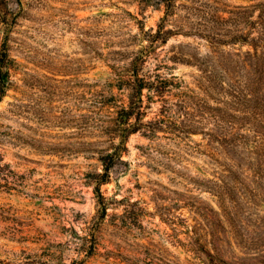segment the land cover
Here are the masks:
<instances>
[{
    "label": "rangeland",
    "instance_id": "1",
    "mask_svg": "<svg viewBox=\"0 0 264 264\" xmlns=\"http://www.w3.org/2000/svg\"><path fill=\"white\" fill-rule=\"evenodd\" d=\"M3 2L0 48L7 39L13 64L0 100V264H49L55 256L67 264L80 259L85 264H184L194 260L185 247L186 232L197 222L204 226L200 242L210 255L195 264H262L264 163L250 152L251 144L230 135L229 145L216 142L213 136L221 140L223 130L205 123L192 134H131L122 162L109 169L82 148L83 141L102 138L93 124L84 126L83 109L90 100L82 96V83L101 87L115 79L109 62L96 54L107 51L97 44L96 28L110 26L112 15L123 8L148 29L163 15L162 7L141 0ZM256 2L179 1L210 13ZM162 46L163 53L178 58L171 71L183 79L180 89L167 93L169 115L178 124L204 118L192 101L186 109L178 102L184 91L204 97L194 84V64L210 54L209 43L178 35ZM113 93L119 94L116 88ZM161 105L153 103L148 117ZM100 148L102 155L111 152L108 142ZM98 173L106 174L100 185ZM217 177L226 182L222 202L210 188L209 180ZM96 188L108 203L97 222ZM87 224L89 240L74 239L85 234Z\"/></svg>",
    "mask_w": 264,
    "mask_h": 264
},
{
    "label": "trees",
    "instance_id": "2",
    "mask_svg": "<svg viewBox=\"0 0 264 264\" xmlns=\"http://www.w3.org/2000/svg\"><path fill=\"white\" fill-rule=\"evenodd\" d=\"M3 1L0 0V19H4L1 11L7 12ZM141 1L145 4L154 2L162 7L163 15L155 26L145 28L143 19L121 8L112 15L110 26H98L95 30L97 44L107 49L106 52L96 50V54L109 62L115 79L101 87L82 83V96L90 100V106L83 109L84 126L93 124L102 137L83 141V150L98 155V159L109 169L114 161L122 162V154L127 151L126 141L131 134L142 131L149 138L156 137L160 131L192 134L196 129L205 127V123H211L223 130L225 135L217 140L213 129L206 128L204 131L208 130L207 134L213 136L216 142L229 145L231 140L227 137L230 135L240 143H249L252 145L250 152L262 157L264 163V0H258L253 6H240L232 11L216 9L211 13L205 9L180 6L179 1L182 0ZM251 9L255 17L251 15ZM189 15L197 20L190 19ZM124 24H130V27ZM88 33L83 34L86 36ZM178 35L205 40L210 47V54L196 58L197 63L194 64L198 71L193 76L194 84L204 97L184 91V98L178 102L186 109L190 107L188 101H192L204 118L181 124L169 115L172 104L167 98L172 87H182L183 79L171 71L174 68L170 65L178 62V58L163 53L162 49V44L167 43L171 36ZM244 46L249 50L242 51ZM84 61L82 69L87 68L84 64L87 60ZM12 64L5 39L0 48V100L10 84ZM113 88L118 90V95L113 93ZM188 90L193 93L190 88ZM156 101L162 105L153 116L148 117L151 105ZM187 114V110L182 113L184 116ZM107 142L111 152L102 155L100 145ZM257 165L260 168V163L257 162ZM97 175L98 185L106 181L105 173ZM209 182L210 188L215 191L213 194L220 202L224 201L223 186L226 182L220 177ZM94 193L101 205L100 211H97V222L106 215L108 203L99 188L94 189ZM84 229L85 234L76 233L74 239L80 238L86 243L91 227L87 224ZM203 230L202 223L197 222L195 230L188 228L186 232L189 242L185 247L194 260L201 259L203 254L210 255L200 242ZM213 241L216 242L215 239ZM213 245L220 253L219 247ZM54 259L49 264H67L57 256ZM194 260L187 259L184 264H195ZM69 264H85V260H72Z\"/></svg>",
    "mask_w": 264,
    "mask_h": 264
}]
</instances>
